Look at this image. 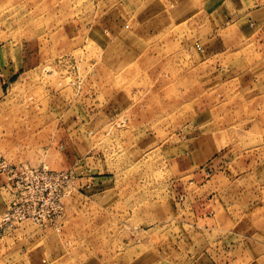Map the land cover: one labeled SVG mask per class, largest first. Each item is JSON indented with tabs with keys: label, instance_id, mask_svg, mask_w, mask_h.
<instances>
[{
	"label": "rangeland",
	"instance_id": "1",
	"mask_svg": "<svg viewBox=\"0 0 264 264\" xmlns=\"http://www.w3.org/2000/svg\"><path fill=\"white\" fill-rule=\"evenodd\" d=\"M254 1L262 9L257 19L241 11L247 24L213 27V34L211 17L200 13V43L210 49V39L220 38L211 50L234 52L220 65L250 68L252 83L245 80L249 75L213 82L201 71L199 87L191 42L197 12L177 28L163 6L155 19L169 26L158 29L150 54L116 65L125 72L115 76L102 63L100 32L89 27L96 21L91 0H0V55L21 53L32 64L2 84L0 157L69 169L78 187L57 227L24 222L1 233L0 247L10 245L14 253L0 251V264H128L139 252L146 257L166 239L173 213L169 182L178 176L174 156L183 133L193 126L192 133L223 132L231 138L226 142L244 150L264 143V0ZM203 65L212 67L213 60ZM121 87L135 105L92 130L94 104L107 96L117 100ZM199 112L209 124L186 125ZM89 174L106 178L101 190L85 192ZM0 196L4 201L7 194L0 190Z\"/></svg>",
	"mask_w": 264,
	"mask_h": 264
},
{
	"label": "crops",
	"instance_id": "2",
	"mask_svg": "<svg viewBox=\"0 0 264 264\" xmlns=\"http://www.w3.org/2000/svg\"><path fill=\"white\" fill-rule=\"evenodd\" d=\"M91 1L94 3L96 24L91 23L89 27L96 28L101 34V60L104 65L106 64L108 74L121 75L124 70L121 71L118 67L126 60H135L150 54L152 46L157 43L158 29L169 26L166 23H159L155 18L162 13L161 11L169 10L177 28L183 26L184 21L189 19V12L198 13L195 32L197 38L191 42L197 51L195 71L199 87L201 71V76L214 77L213 82L219 81L224 75H249L251 79L245 80L250 86L254 79L256 72L250 70L249 74L250 68L238 69L220 65L218 60L221 57L230 55V58H233L234 54L233 51L230 53L222 51L221 46L211 50L216 44H221L220 38L210 39L212 45L210 49L200 43V13L211 17L209 25L212 27L208 28V34H213L211 32L213 27L217 30L223 25L238 27L241 21L247 24L245 17L239 16L241 11L252 16L251 19H257L262 11L260 2ZM183 13L186 15L182 16ZM233 13L240 18L229 20V15ZM256 22L258 24L260 21ZM246 27L250 31L258 28ZM202 28L205 27L202 25ZM0 59L1 95L2 84L6 83L12 74L17 73L18 69L27 70L32 64L29 65L21 53L18 58L5 53L3 58L0 55ZM210 60H213V66L204 68L203 64ZM200 64L203 65V70H200ZM116 65L118 69L115 70ZM249 90L252 89L247 91ZM116 92L117 100L110 101L115 97L107 96L105 101L94 104L93 107L99 110L92 112L89 117L88 125L90 124L92 130L111 121L114 116L123 117L135 105L124 87L117 89ZM112 111L116 113L113 114ZM188 122L189 124L195 122L196 128H200L201 124H209L208 119L200 112L191 117L190 121L187 120L186 125ZM194 129L195 126L182 134L184 141L181 143V150L174 156L176 159L174 170L178 172V176L169 182L173 213L164 229L166 239L163 243L156 244L154 249H149V253L152 251V254L142 257L139 252L128 264H264V143L251 150H244L236 144L226 142L231 139L229 134L217 133L214 130H198L192 133ZM261 140H264V132L261 133ZM105 180L103 176L89 174L85 177L83 189L86 193L99 191L104 186L99 185V182L104 183ZM1 181L0 177V184ZM4 207L5 203L0 196V212ZM0 248L4 256L12 257L14 251L10 250V245Z\"/></svg>",
	"mask_w": 264,
	"mask_h": 264
},
{
	"label": "built area",
	"instance_id": "3",
	"mask_svg": "<svg viewBox=\"0 0 264 264\" xmlns=\"http://www.w3.org/2000/svg\"><path fill=\"white\" fill-rule=\"evenodd\" d=\"M75 176L69 169L0 157V190L7 194L0 212V234L24 222L40 228L57 227L65 213L66 199L78 189Z\"/></svg>",
	"mask_w": 264,
	"mask_h": 264
}]
</instances>
